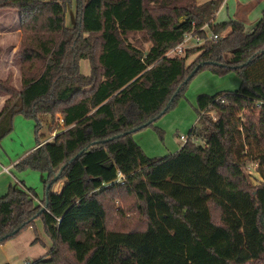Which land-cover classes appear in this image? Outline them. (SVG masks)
Wrapping results in <instances>:
<instances>
[{"label": "trees", "instance_id": "1", "mask_svg": "<svg viewBox=\"0 0 264 264\" xmlns=\"http://www.w3.org/2000/svg\"><path fill=\"white\" fill-rule=\"evenodd\" d=\"M214 5L0 0V10L17 13L21 34V89L0 80V140L15 115L34 120L36 148L15 167L47 174L44 211L32 190L10 188L0 198V245L40 219L51 247L32 264H264V10L250 34L237 20L209 24L217 40L166 57L186 34L206 37L198 30ZM136 35L150 44L146 51ZM203 70L235 71L240 86L198 96L199 127L187 142L147 157L133 134L173 108ZM248 156L256 186L243 172ZM59 181L60 193L51 192Z\"/></svg>", "mask_w": 264, "mask_h": 264}, {"label": "rangeland", "instance_id": "2", "mask_svg": "<svg viewBox=\"0 0 264 264\" xmlns=\"http://www.w3.org/2000/svg\"><path fill=\"white\" fill-rule=\"evenodd\" d=\"M206 2L218 4L214 0H197V5ZM224 3L225 5L216 12L217 14L211 22L214 20L213 24H215L228 22L229 20L241 21L246 34H250L254 30L255 22L261 18L262 10H264V0H224ZM74 14L75 5L73 3L67 7L65 12L66 27L73 26ZM205 24L201 28L210 33L205 28ZM224 35H226V32L221 33V36ZM140 36L136 35L133 42L136 43L138 40L142 43L141 46L144 51H146L150 44ZM20 39L17 13L10 10H0V80L7 81L17 91L21 89L19 59L16 58L17 51L20 48ZM80 71L83 75L89 74L88 62L83 60L80 62ZM240 82V77L235 71L223 75L213 74L208 70L197 73L185 86L174 107L154 122L151 127L134 133V140L149 158L159 159L174 154L183 145L179 140L180 137H187L189 131L199 125L197 97L200 95L213 96L221 92H234L240 86ZM5 99L6 96L0 92V111ZM211 114L213 115V113ZM58 120L56 122L61 126ZM41 134H44L46 140L52 139V136L46 132L45 126L42 127ZM36 143L35 121L22 115H15L12 119L11 132L0 140V170L1 166L8 167L15 163L17 159L19 161L21 156L28 155L36 147ZM246 150H248V154L252 153L249 148ZM10 172L15 178L13 181L10 180L12 186L17 181L23 182L36 195L35 199L38 203L44 200L43 180L47 178L46 173L31 169L18 171L15 164L12 165ZM243 172L250 186H256L261 181L256 166L249 156L245 159ZM7 176L9 175L3 174L0 180L5 179ZM61 182L64 181H59L56 184ZM36 238L38 240L34 242ZM50 247L51 242L46 235L44 225L40 219H36L30 227L21 231L15 238L0 245V264H24L26 262L32 264L40 257H44Z\"/></svg>", "mask_w": 264, "mask_h": 264}, {"label": "crops", "instance_id": "3", "mask_svg": "<svg viewBox=\"0 0 264 264\" xmlns=\"http://www.w3.org/2000/svg\"><path fill=\"white\" fill-rule=\"evenodd\" d=\"M210 1V0H209ZM214 1H217V0H214ZM222 3L221 4H219V6H218V4H215L214 5V8H215V10H217L216 12H218L219 11V9H221L222 8V6H224L225 5V3H224V0L223 1H221ZM3 11H5V10H3ZM217 14V13H216ZM216 14L214 15V17L216 16ZM213 17V18H214ZM214 21V20H213ZM238 21V20H237ZM241 22V21H240ZM214 23V22H213ZM222 23V22H221ZM256 23L257 22H255V26H256ZM243 24V23H242ZM255 28V27H254ZM237 90V89H236ZM196 127H199V125L198 126H196ZM137 143V142H136ZM36 148V147H35ZM35 148H33V150L35 149ZM32 150V151H33ZM23 156H25V155H23ZM23 156H21L19 159H21ZM18 161V159L15 161V163H12V165H14V164H16V162ZM12 165H10V166H8V167H4V166H1V170H0V177H3V174H5V175H9V176H7V177H5V179H1L0 180V194H2V195H0V198L1 197H3L6 193H7V191L10 189V188H12V189H14V190H20V191H24V192H28L27 190H31V189H29V188H27L25 185H24V183L23 182H19V181H17L15 184H14V186H12L11 185V182H10V180L11 181H13L15 178H14V176H12V173L10 172V170H11V168H12ZM11 176V177H10ZM46 181V179H44L43 180V188H44V190H45V185H44V182ZM63 184H64V182H61L60 184H56V185H54L52 188H51V192H53V193H56V194H58V193H60V191H61V189H62V187H63ZM36 196V195H35ZM36 197H34L33 198V203H34V205L35 206H41L42 208L44 207V205H42V202L41 203H38L37 202V200L35 199ZM38 239L36 238V240H34V242H36ZM40 258H42V257H40ZM5 264H9V263H5Z\"/></svg>", "mask_w": 264, "mask_h": 264}, {"label": "built area", "instance_id": "4", "mask_svg": "<svg viewBox=\"0 0 264 264\" xmlns=\"http://www.w3.org/2000/svg\"><path fill=\"white\" fill-rule=\"evenodd\" d=\"M216 11L214 12L213 16L204 25L206 29H209L208 24H211V23L213 24V21L211 22V20L213 19L214 15L216 14ZM200 30H203V28H200L198 30V32ZM218 38H219V36L217 34H213L212 32L207 33L205 38H200L197 34H194V32H192L190 34H186L183 38V41L180 44H178L175 48H173L172 50H170L166 53V57H170V58L179 57L184 53L185 50H187L191 47L200 46L203 43H205L206 41H210V40L215 41ZM58 122L62 125V119L61 118H59ZM179 140L181 141V143L185 144L188 140V137L181 136ZM121 178H122V176H121V174H119L118 175V182L121 181ZM24 264H29V263L26 262Z\"/></svg>", "mask_w": 264, "mask_h": 264}, {"label": "water", "instance_id": "5", "mask_svg": "<svg viewBox=\"0 0 264 264\" xmlns=\"http://www.w3.org/2000/svg\"><path fill=\"white\" fill-rule=\"evenodd\" d=\"M197 69H198V68H195V70L192 72L191 75H193V74L197 71ZM191 75H190V77H191ZM190 77H189V78H190ZM135 131H136V130H135ZM111 139H113V138H111ZM109 140H110V139H109ZM109 140H105V141H103V142H101V143H104V142L109 141ZM97 144H98V143H97ZM80 154H81V152H79V153L77 154V156H75L74 158H72V159L69 161V163L72 162V161H73L76 157H78ZM57 178H58V176L54 177V178H53V181L57 180ZM50 186H51V184H47V186H46V192L49 190ZM44 210H45V207H43V208L41 209V211H44Z\"/></svg>", "mask_w": 264, "mask_h": 264}]
</instances>
